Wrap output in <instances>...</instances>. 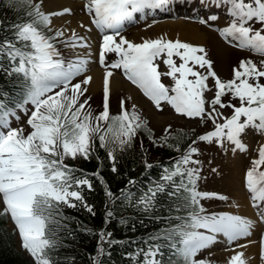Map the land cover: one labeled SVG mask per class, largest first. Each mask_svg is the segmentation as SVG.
<instances>
[{
  "label": "snow or ice",
  "instance_id": "1",
  "mask_svg": "<svg viewBox=\"0 0 264 264\" xmlns=\"http://www.w3.org/2000/svg\"><path fill=\"white\" fill-rule=\"evenodd\" d=\"M3 3L18 14L7 22L0 19V74L6 81L0 83V197L4 202L2 212L10 213L34 264H62L58 249L63 241L58 234L61 230L71 232L64 221L74 219L64 214V207L79 205L94 214L83 188L91 190L89 176H98L99 172L89 173L65 163L66 158L90 159L98 145L106 150L113 161L112 170L116 171L117 149L130 147L138 129L147 130L150 139L167 144L179 154L170 158V164L161 166L158 178L150 177L139 195L129 190L138 186L136 177H129L127 185L120 189L119 199L142 212L160 208L157 201L161 196L166 195L170 202L167 216L154 217L164 222L150 236L155 243L123 255L134 264H219L205 250L223 236L233 249L223 264H250L243 248L252 243L246 238L259 231L257 259L258 264H264V143H259L258 155L251 158L252 164L243 176L250 204L257 213L255 219L238 211L209 210L201 202L205 198L227 197L219 191L199 188L203 162L197 159L201 148L196 146L203 141L225 153L235 152L247 150L244 137L250 131L264 137V59L242 57L232 66L231 76L225 78L213 67L203 44L178 36L169 38L163 33L138 42L119 35L117 29L133 20L134 13H144L146 7L163 8L169 0H84L82 10L89 14L91 23L80 20L79 26L90 31L94 25L103 33L99 49V62L105 68L102 102L99 110H94L91 96L86 95L92 80L88 74L91 57L76 54L65 59L57 48L58 44L66 48L88 47L87 38L74 28L52 23L54 17L72 14L73 8L61 6L51 11L44 7V0ZM200 3L210 10L207 18L196 17L201 23L216 28L228 43L264 56V0ZM221 14L226 17L222 26L208 24ZM106 51L117 54L111 66L105 64ZM174 54L180 58L178 63ZM158 57L165 66L163 70ZM113 68H122L128 80L138 85L157 109L164 110L167 104L175 113L197 119L200 125L210 122L211 127L195 134V129L171 132L169 124L165 135L157 139L147 129V121L136 104L129 106L131 97H121L119 110L113 113ZM165 75L171 77L170 85L163 82ZM77 76L82 78L74 79ZM226 107L231 109L227 115L222 111ZM21 113L26 117L23 122ZM169 137H175L176 142L169 143ZM181 142L186 146L181 148ZM144 165L146 169L152 166L147 160ZM104 190L109 199H117L107 185ZM112 215L113 209L108 208L105 223ZM126 219L121 217L120 222ZM99 236L95 252L89 254L91 264H104V256L111 255L110 246L124 243L112 239L103 228ZM238 238H245L244 245L236 243ZM163 249H167L166 258ZM201 252L205 254L199 255Z\"/></svg>",
  "mask_w": 264,
  "mask_h": 264
},
{
  "label": "trees",
  "instance_id": "2",
  "mask_svg": "<svg viewBox=\"0 0 264 264\" xmlns=\"http://www.w3.org/2000/svg\"><path fill=\"white\" fill-rule=\"evenodd\" d=\"M17 14L4 6L3 0H0V19L5 20V22H7L8 18L14 20ZM0 83L6 84L3 74H0ZM180 129L191 130L180 127L172 132H178ZM137 131L143 134V140L139 142L138 138L135 137L130 147L124 149L123 153L116 154V171L111 172L109 170L108 155L104 148H97L96 152L92 153L90 159L82 158L78 162L77 167L89 173H93V170L98 165L104 167L105 185L111 189L117 199L115 201L109 199L104 190L105 185L102 187V181L98 182L95 177L90 176L89 179L93 183V188L89 190L84 187L83 195L87 202L93 205L94 214L79 205L75 208L64 207L63 209L65 215L71 216L74 219L64 221V224L72 230L71 232L61 230L58 234L63 241L62 246L58 249L62 264H91L89 254L95 252L97 241L100 239L99 230L102 228L106 234L111 233L112 239L124 241L122 244L116 243L110 246L111 255L104 256V264H134L123 253L135 251L138 247H146L149 243H155V241L151 240L150 236L156 231L151 233L148 240L143 239L147 235L144 232L153 225L157 226L161 224L159 228L162 226L163 221H157L154 217L162 216L163 213H169L168 207H166L170 203L167 196H161L158 199L157 203L161 205L160 208L154 209L151 212H142L127 207L125 202L119 199L120 189L127 185L129 177H135L133 175L135 172L134 166L137 163L136 158L139 155L142 156L143 152H145V157L149 161L155 160L151 163L150 172H153L158 178L162 170L161 166L170 164V158H174L178 151L166 145L150 148V154L147 155V151H149V146L147 145L149 140L145 138L147 130L138 129ZM175 142V137L169 138V143ZM185 146L186 144L181 142V148ZM118 151L123 150L118 149ZM97 156L99 159H97ZM133 187L135 190L143 188L142 186ZM108 208L113 209V215L105 223V213ZM121 217L127 218L125 223L120 222ZM3 222L4 220L0 218V264H33L17 250L13 235ZM85 229L88 230L85 231ZM105 247L108 248L106 242ZM163 251L166 257L167 249H163Z\"/></svg>",
  "mask_w": 264,
  "mask_h": 264
},
{
  "label": "rangeland",
  "instance_id": "3",
  "mask_svg": "<svg viewBox=\"0 0 264 264\" xmlns=\"http://www.w3.org/2000/svg\"><path fill=\"white\" fill-rule=\"evenodd\" d=\"M44 7L48 9L45 6V1H44ZM213 10L215 9H212V11ZM203 16L205 15L203 14ZM205 17L207 18V16ZM54 18H57V17H54ZM224 19L226 18H224V15L221 14V16L215 21L219 23L221 21H225ZM181 20H184V19H181ZM184 21H188L190 23L195 24L198 29H201L202 31L205 32L204 40L199 42V44H203L205 46V50L207 51V57L211 58V60L213 61V67L218 72V74H220L221 76L225 78L231 76L232 66L238 63L239 59L242 57L251 56L254 60L264 59V56L257 55V58H256L255 56L251 55L250 53L246 51H237L236 49H233V51H231L232 49L227 48L226 44L222 42L217 31L213 29H208L206 27L207 24H203L200 21H196V20H192V21L184 20ZM55 22L52 20L53 24ZM208 24H215V23L213 22V20H209ZM136 26L137 25L133 26L129 30L133 29L131 31L133 33ZM82 29L84 30V32H80L79 35H82V33L84 34L87 33L85 32V29L83 27ZM121 33L123 32H119V35H121ZM88 35L89 36L91 35L90 37L95 39L94 35L92 34H88ZM139 38H141V36H139ZM57 39H60V38H57ZM98 42L99 41L96 40V44ZM59 46L61 47L59 51L63 53L64 56L76 55L77 53L80 52V47L66 48L64 47V45H61V44H59ZM92 63L93 62L90 63L91 65H88V68L90 70L94 68ZM160 69H162L161 65H160ZM113 75L117 77L120 83L118 87H114L113 89H111L110 98H112V104L114 108L117 109V106L119 105V99L121 97H131L132 99L128 101V104L130 105L131 103H135L137 106V109L141 112V114H144L147 117L150 126L159 135L161 136L162 134L165 135L164 129L166 125H169V124L172 126L170 129H168L169 131L177 127L193 128L197 131H205L206 128L208 129L209 127H211L210 123L200 125L197 119L187 118L186 116L182 114L175 113L174 109L170 105L165 104L164 110L157 109L154 106L153 102H151L148 99H143L141 96H139L136 93V89L133 86L129 85L127 82H123L121 77H119L117 74H113ZM74 79H76V77ZM209 82L211 83V79L209 80ZM168 84L170 85L171 81H168ZM128 88H134V91L136 94L132 92H128ZM89 91L91 90L89 89ZM92 92L94 94L97 91H92ZM99 94H100V90L96 94H94V95H97L96 100L99 99ZM211 94L212 93L208 95H211ZM230 110L231 109L227 107L222 109V111H224L226 115L230 113ZM21 116H23V113H21ZM258 138H259V135H257V137L255 138L254 135L251 134V132H249V134L244 137V140L248 143L247 150H237L235 152H232L230 150L227 153H225L221 149H219L217 146L215 148L214 144L209 146L207 142H205L207 146H203V147L201 145L198 146L202 150L203 161H204V165H203L204 168H202L201 173H200L202 179L199 182V187L205 190H213L216 188L226 193L227 198L228 196L229 198L233 196V193H234L233 191L235 190V188L242 189V186L238 184V182L239 183L241 182V175L243 174V172H245L246 168L248 167L249 163L252 160L251 158L255 153V150H256L255 146L259 140ZM200 155L197 156V159L198 157H200ZM213 166H215V168L217 169L216 171H211ZM205 176L207 177L206 180L203 179ZM219 176L220 178H217ZM233 199L235 198L233 197ZM230 203L231 201L227 199L225 201L223 200L222 202H219L218 205L224 211H234L237 207L235 205H230V208H229ZM210 207L211 205H209L208 203L207 208H210ZM11 226H13V224L11 222L10 223L8 222V227L10 229H12ZM18 235H19L18 232H16V235L14 236L18 240V244L20 245L22 244V241L18 239ZM247 238L250 240L251 235H249ZM256 245L257 243L255 241V245L253 246L246 245V247L243 250L244 255L249 258L250 264H257L256 256H257L258 250L255 249ZM230 247L231 245H228L227 247H219L217 248V252L213 247H210L206 249L205 252H211L213 254L210 257L211 259L217 258L219 262L223 263L225 259L223 253L224 251L227 252ZM205 252H201L199 255H204ZM218 253H222V254H218Z\"/></svg>",
  "mask_w": 264,
  "mask_h": 264
},
{
  "label": "bare ground",
  "instance_id": "4",
  "mask_svg": "<svg viewBox=\"0 0 264 264\" xmlns=\"http://www.w3.org/2000/svg\"><path fill=\"white\" fill-rule=\"evenodd\" d=\"M44 1H45V6L48 8V10H51V11H55L61 6H70L73 8L74 11L72 14H68V15L63 14L60 16V18H54L56 20V22L55 21L54 22L57 26H60L61 24H63V21L66 18H70L72 24H75L77 22V19L86 18V14L82 13L81 1L79 0H44ZM187 12L188 14H193L192 9ZM145 25H146L145 23H142L140 26L134 29L133 33L131 32L132 33L131 35L124 34L123 36H126L128 39H131L133 41L136 39L140 41L139 39L141 38H149L150 36L152 37L158 36L163 33L166 36L173 37V38H176L178 36L180 39L185 40L187 42H191V43H199L203 41L205 37L204 31H202L201 29H198L195 24L190 23L188 21H184V20L176 19V20L163 21L162 23H154V24L147 23V25H149L147 28L145 27ZM64 27L67 28V24H64ZM67 34H70V33H67ZM90 34L94 35L93 33H90ZM139 36H141V38H139ZM137 40L136 42H138ZM92 64L94 68L89 72V74L92 75V80L90 81L89 89L91 91H97L101 87L102 75L105 71V68L104 66L97 67L94 62ZM113 74H116V73L113 72ZM117 75L121 77L123 82H127L124 76L119 75V74ZM119 84L120 83L115 75L110 77L111 89H113L114 87H118ZM131 86H133L136 89V93L139 96H141L143 99L145 98L138 85H131ZM134 88H128V92H132L136 94L134 91ZM263 139L264 137H260L258 145L259 143H262ZM242 190L243 189L241 188L240 189L235 188V190L233 191L234 192L233 197L235 199H233V201L239 204L240 211H245V210L249 211L247 207V198L245 196L244 191ZM258 232L259 231H253V233L251 234L250 241H252V243L249 244L250 246L255 245V240L253 236L258 234ZM221 238H223V236L220 237V241L224 242V240ZM255 247H256L255 249L258 250L257 245ZM228 255L230 254L228 253L224 254V258H226Z\"/></svg>",
  "mask_w": 264,
  "mask_h": 264
}]
</instances>
